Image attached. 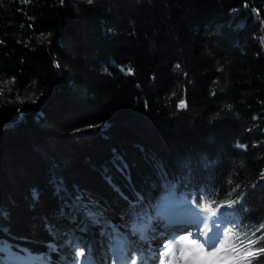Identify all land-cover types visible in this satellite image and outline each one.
I'll list each match as a JSON object with an SVG mask.
<instances>
[{
	"label": "trees",
	"instance_id": "trees-1",
	"mask_svg": "<svg viewBox=\"0 0 264 264\" xmlns=\"http://www.w3.org/2000/svg\"><path fill=\"white\" fill-rule=\"evenodd\" d=\"M0 42V264H89L173 189L264 223V0H0Z\"/></svg>",
	"mask_w": 264,
	"mask_h": 264
},
{
	"label": "snow or ice",
	"instance_id": "snow-or-ice-1",
	"mask_svg": "<svg viewBox=\"0 0 264 264\" xmlns=\"http://www.w3.org/2000/svg\"><path fill=\"white\" fill-rule=\"evenodd\" d=\"M179 67L180 65L177 64L176 68ZM212 95H215V92ZM186 106L185 102L181 100L179 107L184 108ZM228 107L231 106L229 105ZM237 146L241 148L247 147L246 145ZM114 161L115 165H118V171L127 170V165L120 156L114 154ZM261 178L264 179V174H262ZM236 187L239 186L237 185ZM63 191L64 188L62 186L57 188L58 193ZM33 199L34 201L38 199V194L35 192L33 193ZM239 199L242 200L243 196L240 195ZM174 204L176 208L173 207ZM237 204L238 200H229L227 203L220 204L217 208L212 209L208 203H204L202 206L199 205L196 199L177 203L173 189L170 191L169 197L158 205L155 216L145 214L137 231H140L144 234V238H147L148 231H154L153 224L163 223L169 230L162 241L164 252H171L172 249L168 245H172L178 238L179 242L183 245L180 251V255L183 257V264H231L230 261L219 259V254L225 250L226 241L223 237L226 232H232V229L229 227L231 225L240 230L244 237L238 240L240 248H232L233 253L239 252L240 257L245 258V264H252L251 259H246L247 257L264 255V246L257 247L253 251V245L264 243V223L256 226L255 231H251L249 226L239 225L237 218L239 209L236 208ZM198 207L203 212H210V215H202L201 211H197ZM225 208L234 211L232 217L227 222L222 223L218 218V214L221 209ZM0 215H6V213L0 210ZM258 232L260 235L256 234ZM169 236L171 237L170 239L168 238ZM117 244L123 248L124 242L118 239ZM240 257L236 258V264H240Z\"/></svg>",
	"mask_w": 264,
	"mask_h": 264
},
{
	"label": "rangeland",
	"instance_id": "rangeland-1",
	"mask_svg": "<svg viewBox=\"0 0 264 264\" xmlns=\"http://www.w3.org/2000/svg\"><path fill=\"white\" fill-rule=\"evenodd\" d=\"M168 197L169 195H166L163 201H165ZM175 197L177 199V203L181 201H189L183 196ZM173 207L176 208V205L174 204ZM197 211H201V214L205 216L210 215V212H203L200 207L197 208ZM97 212L100 213V211ZM100 221L104 226H106L102 217L100 218ZM159 231L161 234H163L161 238L162 240L153 239V241H150L151 243H147L148 237L144 238V234H142L141 232L132 233L130 230L115 234L110 238L108 236V233H106L103 236L104 239L102 238V240H100L99 242L95 237H92L88 241V246L91 249V252L96 260L90 262L89 264H133V262H135V264H175L174 261L180 256L179 251L181 249L177 247L176 244L177 242H180L177 238V240L174 241L172 245H168V247L170 248H175L173 253L172 251L165 253L162 241L164 239V236L168 234V231L164 227L160 228ZM193 231L195 230L193 229ZM225 236L226 235H224V237ZM168 238L170 239L171 237L169 236ZM118 239L124 242L123 248H121L120 245L117 244ZM157 243H159L163 248L162 252L159 253V256L158 249L152 247L153 245L154 247L158 246ZM149 244L151 245L149 246ZM147 246L148 250H146ZM157 257H159V259H157ZM8 259L15 262H24L29 264H47L44 263L45 261L42 260L41 255L29 253L26 251L22 252L19 256H9ZM219 259L221 258L219 257ZM53 260L56 264H69L67 262V259H64L63 257L53 258ZM180 264H183V262H181Z\"/></svg>",
	"mask_w": 264,
	"mask_h": 264
},
{
	"label": "bare ground",
	"instance_id": "bare-ground-1",
	"mask_svg": "<svg viewBox=\"0 0 264 264\" xmlns=\"http://www.w3.org/2000/svg\"><path fill=\"white\" fill-rule=\"evenodd\" d=\"M163 201V200H162ZM162 203V202H161ZM177 210H179V209H177ZM166 228L165 227V225H163V223H158V224H153V228H154V231H152V230H150L148 233H147V237H148V239H147V243H149L151 240L153 241V239L155 240H162L161 238H162V236H163V234H161L160 233V231H159V229L160 228ZM166 230L167 231H169L167 228H166ZM149 234H150V236H149ZM151 243V242H150ZM158 244V246H156V247H154V245L152 246L153 248H155V249H158V256H159V253H161L162 252V250H163V248H162V246L159 244V243H157ZM151 244H149V246H150ZM134 246H135V244H134ZM172 249V253H173V251L175 250V248H171ZM146 250H148V246L146 247ZM177 250V249H176ZM180 251H181V249H180ZM179 251V252H180ZM175 262V264H180L181 262H183V257H181V255L178 257V259L176 258V260L174 261Z\"/></svg>",
	"mask_w": 264,
	"mask_h": 264
}]
</instances>
